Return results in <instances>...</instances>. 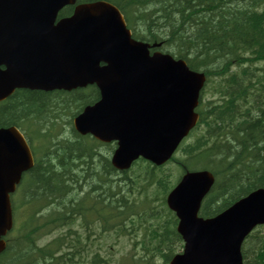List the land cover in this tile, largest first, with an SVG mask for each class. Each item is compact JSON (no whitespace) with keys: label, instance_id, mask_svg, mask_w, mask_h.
Instances as JSON below:
<instances>
[{"label":"trees","instance_id":"1","mask_svg":"<svg viewBox=\"0 0 264 264\" xmlns=\"http://www.w3.org/2000/svg\"><path fill=\"white\" fill-rule=\"evenodd\" d=\"M108 1L122 11L135 38L150 43L160 41L162 49L176 58H184L192 69H202L207 75L206 91L208 94L210 91L209 97H215V100L196 108L199 121L190 142L180 149L179 160L184 168H207L215 176L212 190L203 201L202 213L213 215L254 188L264 187V0ZM40 93L25 91L11 97L7 107H0V124L37 109L50 114L65 106L63 103L68 113H74L92 103L97 94L94 87L79 89L68 93L62 103L56 104L49 98L51 101L46 105L48 100ZM64 141L54 144V150L65 170L57 173L47 170L48 174L44 171L37 174L34 182L40 193L42 187L52 201L57 200L59 206L66 204L68 207L62 208L56 216L41 220L36 213L46 203L41 201L37 208L29 209L31 199L27 198L15 205V216L20 214L21 223L9 234L0 264H73L75 252L72 249L57 253L61 249L60 240L45 246H40L38 240L44 235L40 229L45 225L59 223L67 212L78 211L67 194L69 190L73 196L79 187V178L72 170V164L77 160L88 162L82 170L90 179L87 180L90 188L98 190L100 198L105 197L99 207L110 210L107 223L115 229V235L122 232L123 225L127 227L138 221L137 214L148 223L144 230L148 233L147 241L153 244L149 251L157 253L160 242L169 248L178 241L174 214L165 207L161 211L153 206L148 210L152 201L149 198L141 201L136 193L147 194L148 184H144L141 176L143 171L119 172L110 165L108 156L100 153L98 170L96 172L94 168L95 175H92L93 167L89 162L94 156V147L76 135ZM49 152L40 149L38 156L49 160ZM38 156L37 163H48ZM159 169L161 175L155 188L157 194L164 197L172 186L168 176L173 173L166 174L162 167ZM139 204L153 214L148 212L146 216V209L136 207ZM67 240L74 248L80 242L77 237ZM54 243H58L56 248Z\"/></svg>","mask_w":264,"mask_h":264},{"label":"water","instance_id":"2","mask_svg":"<svg viewBox=\"0 0 264 264\" xmlns=\"http://www.w3.org/2000/svg\"><path fill=\"white\" fill-rule=\"evenodd\" d=\"M0 0V100L16 87L71 89L96 83L100 100L74 119L81 133L117 140L112 164L128 168L139 155L161 164L196 121L193 108L203 76L182 60L149 54L133 40L120 11L97 0ZM103 61L106 64L100 65ZM31 163L26 145L13 130L0 129L1 238L11 227L9 192ZM212 177L186 173L168 194L185 246L171 264H241L239 246L250 228L264 222V190L243 198L217 218L197 217Z\"/></svg>","mask_w":264,"mask_h":264},{"label":"rangeland","instance_id":"3","mask_svg":"<svg viewBox=\"0 0 264 264\" xmlns=\"http://www.w3.org/2000/svg\"><path fill=\"white\" fill-rule=\"evenodd\" d=\"M178 174H179V172L177 171V176H178ZM21 192H22V190H20V193L17 195V197H18L17 199L18 200L22 197ZM37 205H38L37 203H33L32 204L33 207H36ZM109 243L111 244L113 250H120V249L126 247L125 241L123 239H119L118 241H114V239H111L109 241Z\"/></svg>","mask_w":264,"mask_h":264},{"label":"flooded vegetation","instance_id":"4","mask_svg":"<svg viewBox=\"0 0 264 264\" xmlns=\"http://www.w3.org/2000/svg\"><path fill=\"white\" fill-rule=\"evenodd\" d=\"M28 113H29V118L35 116L36 113H38L39 116H41V117H47V115H48V113L45 112V110L41 111V110H39V109L34 110V111H31V112H28ZM25 114H27V113L20 114V115H25ZM20 115H18V116H20ZM16 117H17V116H16Z\"/></svg>","mask_w":264,"mask_h":264}]
</instances>
